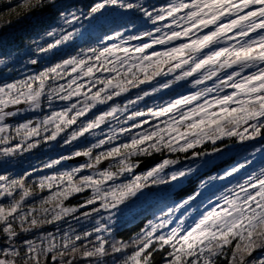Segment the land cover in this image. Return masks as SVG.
Returning a JSON list of instances; mask_svg holds the SVG:
<instances>
[{"label": "snow or ice", "instance_id": "1", "mask_svg": "<svg viewBox=\"0 0 264 264\" xmlns=\"http://www.w3.org/2000/svg\"><path fill=\"white\" fill-rule=\"evenodd\" d=\"M25 6L47 7L56 18L32 41L35 56L78 47L34 75L0 85V159L10 162L58 139L63 146L96 139L43 166L86 158L70 169L31 183L33 172L0 174V199L10 201L0 203V264H107L108 257L111 264H155L156 253L163 264H264V164L249 171L257 154L264 161V0L160 6L25 0ZM129 13L153 27L134 32ZM182 82L194 91L137 107ZM56 102L64 106L54 109ZM45 104L50 112L39 120L5 122ZM249 146L254 150L247 152ZM154 154L164 158L137 174ZM197 176V186L181 194ZM85 193L82 203L69 202ZM145 205L154 208L153 218L129 241L108 238L119 217ZM69 218L92 227L41 231ZM31 233L37 235L20 240Z\"/></svg>", "mask_w": 264, "mask_h": 264}, {"label": "rangeland", "instance_id": "2", "mask_svg": "<svg viewBox=\"0 0 264 264\" xmlns=\"http://www.w3.org/2000/svg\"><path fill=\"white\" fill-rule=\"evenodd\" d=\"M61 2L64 3L65 5L70 4L69 0H61ZM149 2H150V0H146L147 4H149ZM135 14H138V13H135ZM130 15H134V14L129 13L128 16H130ZM23 22H24V20L21 19V20L17 21V23L10 24V25L6 26L0 32V60L3 61V63H0V76L2 78L0 85L13 82L14 80L22 79L28 75H34V74L42 71L44 68L53 65L48 60H51L55 54L62 52L67 46H69L71 44H75V42L71 43L69 45L61 47L58 50H55L53 53L47 54L46 56L42 55V56L37 57V56H35L34 51H33L35 49L36 45L33 44L32 41L34 39L38 38V36H39L38 35L37 37L31 39L30 41H26L24 43V45H22L21 47H16V48H20V49L16 50V49L12 48V46L15 47V44H12V43L14 40L15 33L19 32L20 29L23 28ZM135 23H136V28L133 30L134 32L135 31L150 30L153 27L150 23H148L149 24V26H148L146 21H144L142 18L135 21ZM157 35H159V34H157ZM132 43L133 44L139 43V41H133ZM162 47L163 46H156L157 50H162ZM29 58H37L39 60V63L36 65H31V64L27 63ZM13 74H15V77L17 79H10V80H4L3 81V78H7L9 75H13ZM61 82H63V81H61ZM142 87L147 88L149 86L145 85ZM138 91H139L138 89H133L132 92L129 93L128 95L134 97ZM190 91H194V89H191L190 86L185 85L182 82L180 85L175 86L173 89L165 90V91L160 92V93H158V94H156L150 98H147L144 102L139 104L137 107L146 108V107H155L157 105H162V104L166 103L167 101L177 97L178 95L187 94ZM170 92L174 93L173 96L170 99L163 101V98L165 96L164 94H167ZM123 99H125V98L124 97L118 98V100L120 102H122ZM63 106H64L63 102H56L53 104L54 109H59ZM20 107L26 108L27 106L21 105ZM106 107L107 106H99L100 109H103ZM49 112H50V109H48L46 104H45V106L41 110L25 111L21 114H18L16 117L8 118L5 122L15 126V125H17L21 122L27 121L29 119L34 120V121L39 120V119L43 118V116L47 115ZM97 131H99V130H97ZM95 139L96 138L91 137V136H89L87 140L82 138L80 142L74 143L71 146H63L62 139H58L57 141L49 142L47 144L42 143L40 145V147L33 149L30 152L24 153L23 155H19L15 158H11L10 162H9V160L0 159V171L3 172V171L11 170L8 173V175H13L17 172V170L29 168V169H31L30 172H33V175H36L33 178V180H37L39 177L46 176V175H52V174L57 173L59 171L70 169L72 167H75L79 164L84 163L86 161V158L83 157L84 159L82 161H78V162H73L72 161L73 159L63 161L61 164L56 165L50 169H45L43 166L45 163H48V162L55 160V159H58L61 156L69 155L72 151H74L78 148H83V147L88 146L90 143L95 142ZM252 144H254L255 146L258 147L259 141L252 142ZM237 147H242V146H237ZM253 150L254 149L251 146H249L247 148V152H251ZM247 152H245V155L247 154ZM151 159H153V158H151ZM157 163L158 162L153 161V163L150 166H148L146 169H143L141 171H137V169H136V172H137V174L144 172ZM184 163H188V162L185 161ZM261 164H264V161H262L260 158V155L257 154L256 161L254 162L252 167L249 169V171H251L252 169H258V167ZM33 170H35V171H33ZM213 174H215V173H213ZM197 177H199V176H197ZM197 177H195V178H197ZM129 178H131V177H129ZM195 178L191 179L188 183L192 182V180H194ZM86 195H87V193L85 195L82 194L80 196V198L75 199V201L82 203L83 196H86ZM40 196L41 195H37V196L29 199V201L27 203L31 204V203L38 201L40 199ZM0 201H4V202H6V204L10 202L9 198H3V199H0ZM76 204L77 203H75L74 205H76ZM145 208H149V206L145 205L142 208L137 209L135 212L142 210V209H145ZM86 210H88V209H81V211H86ZM134 213H131V214L126 213L123 216L119 217L117 221H119L120 219L126 218L127 216H130ZM152 218H153V215H152ZM82 225H83V227H81ZM69 226L77 229L78 231H83L84 228H91L92 224L91 223L86 224V223H84L83 220H81L80 222H77V221L69 218L67 222H63V223H60L58 225H53V226H46L41 231L42 232H49V231L54 232L57 227L60 228L61 230H67L69 228ZM36 235H37L36 233L22 235L20 237V240L22 241L24 239L34 238ZM256 255L259 256L260 253L258 252Z\"/></svg>", "mask_w": 264, "mask_h": 264}, {"label": "trees", "instance_id": "3", "mask_svg": "<svg viewBox=\"0 0 264 264\" xmlns=\"http://www.w3.org/2000/svg\"><path fill=\"white\" fill-rule=\"evenodd\" d=\"M89 0H69L70 4H76L77 6H82L85 3H88ZM168 0H150V5L160 6L165 3H167ZM131 19L133 21H137L140 18L139 14L130 15ZM24 20L23 22V28L20 29L19 32L15 33L14 40L12 44H15V47L12 46V48L18 50L24 45L26 41H30L31 39L37 37L39 34H41L44 29L52 25L54 26L56 24V18L53 16L52 10H50L47 7L41 6V7H34V8H28L25 6V0H0V32L3 28L10 24L17 23L19 20ZM137 23V22H136ZM149 26L148 22H146ZM77 43L71 44L67 46L62 52L55 54L51 60H48L51 64H55L62 60L63 58H66L67 56L74 54L77 50ZM13 49V50H14ZM41 67V66H40ZM39 69V68H38ZM0 82L2 81V78L0 76ZM10 79H17L15 77V74L9 75L7 78H3L4 80H10ZM173 92L164 94L163 101H166L167 99H170L173 96ZM260 143V142H259ZM181 156L183 154H180ZM153 161L160 162L164 157L160 154H154L152 157ZM151 159V158H149ZM231 162V161H229ZM71 163V162H70ZM224 162H219L218 167H224ZM31 169L24 168L21 170H17V172L13 175H10L11 177L18 178L23 176L25 173L30 172ZM11 170L7 171H0V174H8ZM215 173L213 171L211 174ZM209 173L204 172L202 176H207ZM36 175H32L28 177L29 183L33 181V178ZM201 176L195 178L192 180V182L188 183L185 186L184 191L181 192V194H186V192H190L193 188H195L199 182V179ZM179 191V190H178ZM48 192L41 193L39 195L46 196ZM86 194V193H85ZM83 194V195H85ZM81 195H78L74 198H72L69 202L71 204L79 203L78 201H75V199L80 198ZM0 203L6 204L4 201H0ZM154 208L149 207L142 210H139L135 212L134 214L127 216L126 218L120 219L117 221L115 225H113V235L111 237H108L110 240H123V241H129L130 238H132L135 233H137L147 222L148 219L152 218ZM89 239H93L94 237H91ZM80 243H87V241H81ZM3 245V238L0 237V246ZM131 251V249L129 250ZM162 253H156L154 256L155 264H163V261L161 259ZM112 257L107 258V264H111ZM78 264H84L83 260H80Z\"/></svg>", "mask_w": 264, "mask_h": 264}, {"label": "water", "instance_id": "4", "mask_svg": "<svg viewBox=\"0 0 264 264\" xmlns=\"http://www.w3.org/2000/svg\"><path fill=\"white\" fill-rule=\"evenodd\" d=\"M9 110H12V109H9ZM84 158L83 157H78V158H74L72 161L73 162H78V161H82ZM153 163V160L152 159H146L144 160V162L140 165L139 168H137V171H141L143 169H146L148 166H150L151 164ZM107 164V162H105V165ZM105 165H102L101 167L105 166Z\"/></svg>", "mask_w": 264, "mask_h": 264}]
</instances>
